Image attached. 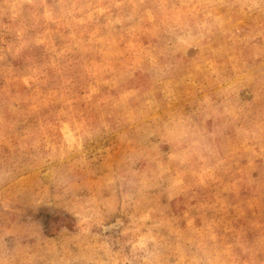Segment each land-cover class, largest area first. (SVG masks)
Here are the masks:
<instances>
[{
  "label": "rangeland",
  "instance_id": "rangeland-1",
  "mask_svg": "<svg viewBox=\"0 0 264 264\" xmlns=\"http://www.w3.org/2000/svg\"><path fill=\"white\" fill-rule=\"evenodd\" d=\"M0 264H264V0H0Z\"/></svg>",
  "mask_w": 264,
  "mask_h": 264
}]
</instances>
